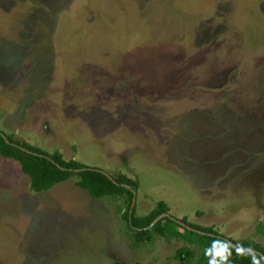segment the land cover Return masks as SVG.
<instances>
[{
    "label": "rangeland",
    "instance_id": "374dc122",
    "mask_svg": "<svg viewBox=\"0 0 264 264\" xmlns=\"http://www.w3.org/2000/svg\"><path fill=\"white\" fill-rule=\"evenodd\" d=\"M0 130L136 180L138 216L164 201L173 217L254 239L264 0H0ZM76 181L35 193L0 156V264H183L186 241L135 246L123 198Z\"/></svg>",
    "mask_w": 264,
    "mask_h": 264
},
{
    "label": "trees",
    "instance_id": "16d2710c",
    "mask_svg": "<svg viewBox=\"0 0 264 264\" xmlns=\"http://www.w3.org/2000/svg\"><path fill=\"white\" fill-rule=\"evenodd\" d=\"M0 156L18 163L21 172L29 177L30 189L35 193L49 191L56 184L76 177V186L85 190L94 199L122 197L126 205L122 216L133 234L135 246L151 241L154 235L165 239L168 243L173 240H184L190 247L178 249L174 256L175 260H180L183 264H209V257L205 255L206 249L216 248L219 252L223 247L232 245L234 247H231L228 264H253L255 254H258L256 264H264V244L227 238L213 227L190 223L185 217L178 219L170 215L152 225L157 218L170 212L169 205L164 201L158 202L156 208L145 216H138L135 207L130 220V208L137 195L139 184L124 174L116 177L106 175L97 167L75 159L66 160L58 151L50 153L28 142L15 140L2 130H0ZM179 222L187 227L181 226ZM214 240L216 241L213 244ZM253 250L260 254L253 253Z\"/></svg>",
    "mask_w": 264,
    "mask_h": 264
},
{
    "label": "clouds",
    "instance_id": "9594fccd",
    "mask_svg": "<svg viewBox=\"0 0 264 264\" xmlns=\"http://www.w3.org/2000/svg\"><path fill=\"white\" fill-rule=\"evenodd\" d=\"M216 240L213 241V244L215 243ZM230 244V243H229ZM231 247H223L219 252H217L216 248L215 249H206L205 250V255L209 257V264H228V258L231 255ZM254 253V250H253ZM239 254V253H238ZM258 254L253 255V264H256V256ZM213 257L215 259H213Z\"/></svg>",
    "mask_w": 264,
    "mask_h": 264
},
{
    "label": "crops",
    "instance_id": "0c3cea01",
    "mask_svg": "<svg viewBox=\"0 0 264 264\" xmlns=\"http://www.w3.org/2000/svg\"><path fill=\"white\" fill-rule=\"evenodd\" d=\"M11 160V159H10ZM257 207V206H256ZM251 208L252 207H246L245 209H249V210H251ZM254 210V209H253ZM255 211V210H254ZM264 215V213L261 215V219L259 218V219H255L256 220V223H255V229H254V231L256 230V228L258 227L257 226V224L258 225H260L259 227H258V231L260 232V233H258L257 235V237L256 238H252V239H247V238H243V237H240V238H237V239H235V240H237V241H243V240H251V241H254V242H256V239H258V240H261V239H263L264 238V218L262 219V216ZM260 215H257L256 217H259ZM243 220L245 221V223L247 224V226L245 227V229H247L248 231H250L251 229H252V224H251V221L253 222V220H250V217H249V214H248V216L247 217H245V218H243ZM263 221V222H262ZM250 224V227H248V225ZM249 228H250V230H249ZM245 229H243L242 230V232L245 230ZM253 230V229H252ZM118 233L120 234V231H119V228H118ZM119 236H121V234L119 235ZM121 238V237H120ZM228 238H232V239H234L233 237H232V235L231 236H229ZM117 243V242H116ZM257 243V242H256ZM118 244V243H117Z\"/></svg>",
    "mask_w": 264,
    "mask_h": 264
},
{
    "label": "water",
    "instance_id": "95a60500",
    "mask_svg": "<svg viewBox=\"0 0 264 264\" xmlns=\"http://www.w3.org/2000/svg\"><path fill=\"white\" fill-rule=\"evenodd\" d=\"M77 172H78V170H76ZM106 175H109L108 173H106V172H104ZM136 203H137V198L135 197L134 199H133V202H132V205H131V208H130V213H129V217H130V220L132 219V217H133V213H134V209H135V207H136ZM163 217H170V214L168 213V214H164L163 216H161V217H159V218H157L154 222H153V224L152 225H154V224H156L159 220H161ZM179 224L181 225V226H183V227H187L184 223H182V222H179ZM235 248L237 249V247L235 246ZM254 252H256V251H254ZM256 253H259V252H256ZM260 254V253H259Z\"/></svg>",
    "mask_w": 264,
    "mask_h": 264
}]
</instances>
